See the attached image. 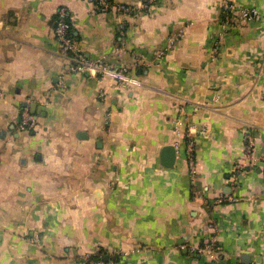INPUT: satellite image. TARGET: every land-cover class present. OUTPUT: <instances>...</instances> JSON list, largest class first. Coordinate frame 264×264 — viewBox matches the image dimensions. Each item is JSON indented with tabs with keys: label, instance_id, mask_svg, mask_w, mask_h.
Listing matches in <instances>:
<instances>
[{
	"label": "crops",
	"instance_id": "1",
	"mask_svg": "<svg viewBox=\"0 0 264 264\" xmlns=\"http://www.w3.org/2000/svg\"><path fill=\"white\" fill-rule=\"evenodd\" d=\"M114 1L134 11L0 0V264H90L98 253L217 264L212 251L222 264H264V0H228L259 12L230 24L225 0ZM62 8L89 61L129 67L143 86L74 74L55 36ZM34 103L38 126L22 132Z\"/></svg>",
	"mask_w": 264,
	"mask_h": 264
},
{
	"label": "built area",
	"instance_id": "2",
	"mask_svg": "<svg viewBox=\"0 0 264 264\" xmlns=\"http://www.w3.org/2000/svg\"><path fill=\"white\" fill-rule=\"evenodd\" d=\"M95 11L97 13H108V12H117L119 14L131 13L134 10L130 7L117 5L114 0H89ZM225 9V23L230 24L235 16L240 17L244 21L254 20L259 16V12L256 9H249L243 7H235L230 5L228 0H225L223 3ZM122 28V26H121ZM56 40L60 44L61 53L63 56L68 58L72 62L71 71L74 74H89L98 77H108L113 79L121 87H132V88H141L143 86L142 81L136 77L133 71L126 66L113 67L106 64L103 61H89L85 55L79 50L72 38V26L70 23V14L67 9L62 8L57 13V28L55 31ZM38 126V119L30 112V108L27 107L24 109L20 129L22 132L34 131ZM244 150L245 155L248 160L255 159L256 154V141L252 133H244ZM195 140L190 139L188 143V158H189V169L193 178L197 176V165L192 153H194ZM264 165V158L262 159ZM244 176V164L236 162L233 164L232 168V179L234 182V187L236 188L241 179ZM224 199H220L222 202ZM214 244H209L210 248H214ZM213 250V249H212ZM196 254H203V251L194 250ZM209 256V262L215 261L217 264H222L221 260L216 257L214 251H212ZM90 264H115L114 261L106 258L104 253H98L95 259L90 262Z\"/></svg>",
	"mask_w": 264,
	"mask_h": 264
},
{
	"label": "water",
	"instance_id": "3",
	"mask_svg": "<svg viewBox=\"0 0 264 264\" xmlns=\"http://www.w3.org/2000/svg\"><path fill=\"white\" fill-rule=\"evenodd\" d=\"M31 113L35 114V113H39L41 112V108L37 105V104H32L31 107ZM175 161H176V150L174 147H165L162 151V162H163V165L166 167V168H171L174 164H175ZM245 263H250V260L247 259H243ZM257 264H262L261 260L260 259H257Z\"/></svg>",
	"mask_w": 264,
	"mask_h": 264
}]
</instances>
